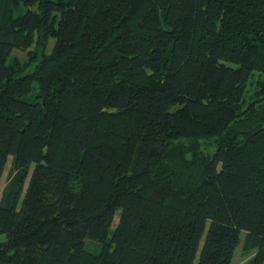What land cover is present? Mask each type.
<instances>
[{"label":"trees","instance_id":"obj_1","mask_svg":"<svg viewBox=\"0 0 264 264\" xmlns=\"http://www.w3.org/2000/svg\"><path fill=\"white\" fill-rule=\"evenodd\" d=\"M9 157L0 264H263L264 0H0Z\"/></svg>","mask_w":264,"mask_h":264},{"label":"rangeland","instance_id":"obj_2","mask_svg":"<svg viewBox=\"0 0 264 264\" xmlns=\"http://www.w3.org/2000/svg\"><path fill=\"white\" fill-rule=\"evenodd\" d=\"M24 9L22 7V11H24ZM20 12H21V8L14 13L15 16L20 14ZM52 46H53V39L47 34L40 32L35 36V43L29 50L27 51L14 50L8 60V63L11 66H14L15 63H17V65H19L22 68V70H24L23 72L25 73L32 72L35 67V62L40 60V58L43 55L50 54ZM260 80H262V77L258 72H254L250 77L246 88V94L244 95V99L242 102L244 104V107H246L250 103H253L257 99L255 94L257 91V85ZM36 93H37V87L34 86V89L32 91L33 98ZM200 148L209 154H212L215 151V147L212 145V142L209 140H201ZM17 171H18V167L15 166L13 159L9 157L7 159L5 168L3 170L0 179V203L6 187L12 181ZM26 187H27V181L25 182L23 191H25ZM117 221H118V215H116L113 221L112 229L116 226ZM245 241H246V234L241 233L240 244L234 252L231 264H252V259L254 258L256 250L246 247ZM86 249L90 252L95 253L98 250V245L90 241H86Z\"/></svg>","mask_w":264,"mask_h":264}]
</instances>
